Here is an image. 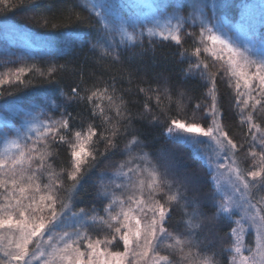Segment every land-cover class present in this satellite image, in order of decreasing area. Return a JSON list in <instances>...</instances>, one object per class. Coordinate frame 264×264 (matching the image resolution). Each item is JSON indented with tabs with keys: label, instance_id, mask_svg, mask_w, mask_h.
<instances>
[{
	"label": "snow or ice",
	"instance_id": "obj_1",
	"mask_svg": "<svg viewBox=\"0 0 264 264\" xmlns=\"http://www.w3.org/2000/svg\"><path fill=\"white\" fill-rule=\"evenodd\" d=\"M186 7L174 8L175 25L169 20L167 34L162 30L160 35L180 46L190 37L193 55L199 57L203 48L215 61L224 62V71L236 79L242 142L220 122L224 116L216 104L217 73L206 62L195 67L211 83L212 100L208 104L205 98L192 107L189 99L191 122L169 118L171 108L157 111L164 107L165 96L171 101L166 88H139L136 95L144 93L146 98L142 108L134 110L132 100L125 102L124 95H118L123 90L115 78L103 88L97 86L91 95H81L78 83L70 95L43 113L39 127L32 129L34 138L28 136L23 143L17 138L11 141L15 152L0 153V233H4L0 234V264L37 260L40 264H264V120H257L264 111V62L249 58L214 31L216 24L208 27L203 19L198 34L185 32L191 27L190 17L180 14ZM191 7L202 16L206 5L194 0ZM191 19L195 22L197 17ZM129 27L131 33L122 25L118 29L120 43L110 29L97 59L123 65L133 76L126 53L138 48L139 53L133 54L142 55L148 49L143 26ZM148 32L153 34L152 29ZM98 46L99 40L93 48ZM184 96L179 94L178 105ZM97 100H106L107 106ZM81 102L91 106V119L99 123L76 131L67 106ZM144 121L166 128L171 139L165 142L173 147L155 148L142 139L137 125ZM176 132L190 135L181 137ZM200 137L211 142V153ZM65 145L70 151L67 161L60 158ZM185 146L192 148L188 156ZM197 155L207 159L208 168L194 166ZM105 161L112 171L100 169L92 184L91 206L77 208L80 186ZM222 170L229 173L233 196L220 194L216 173ZM212 181H217L215 190ZM105 201L107 205L97 213V205ZM58 224L62 231L54 232ZM246 226L255 230V248L243 255ZM229 254L231 262L224 259Z\"/></svg>",
	"mask_w": 264,
	"mask_h": 264
},
{
	"label": "trees",
	"instance_id": "obj_2",
	"mask_svg": "<svg viewBox=\"0 0 264 264\" xmlns=\"http://www.w3.org/2000/svg\"><path fill=\"white\" fill-rule=\"evenodd\" d=\"M241 1L243 0H234L226 7L225 14L228 15V18L230 17L229 19H237L238 8H235L234 5ZM161 21L149 24L145 33L150 38L158 37L157 26H161V23L164 22ZM3 22L24 28L32 37L54 40L53 45L56 47L55 53L47 55V57L27 58L23 63H15L13 59H10V57H15V54L18 56L16 52L9 55L11 53L8 54V49V51L3 52L5 54L0 53V75L5 73L6 69L22 68L24 70L23 73L6 79H1L0 76V81H5L0 83V106L5 105L7 101H15L23 106L29 105L31 110L35 109L32 112L38 109L32 107L33 105L40 104V109H42L35 113L36 116L33 113L34 116L29 118H23V114L21 116L20 114L16 115L13 119V122L16 120V124L14 123L15 132L23 134L25 131L29 135L35 133L32 129L39 127L40 121L44 119L43 113L52 107L53 102H59L65 96L70 95L72 87L78 83L83 89L81 95H91V92L96 91L97 86L103 88L106 84L113 83V78H115L116 86L123 90L118 95H124L125 102L132 100L135 105L134 110L142 108L146 98L144 93L136 95L139 88H147L149 85L153 88L159 86L162 91L165 88L168 90L171 101H169L168 96H165L163 98L164 107L157 109V111H167L168 108H171L172 111L168 112L169 118L176 117L183 122H191L193 112L188 106L189 99L192 107H195L197 103H204L205 98L207 103L211 104L210 89L212 85L207 79L201 77L200 72L195 67L198 62H206L209 65V70L217 73L216 104L224 116L220 122L225 125L226 130L238 143L242 142L240 108L236 107L235 99L236 79L224 71V62L215 61L211 53L204 52L203 48L199 57L193 55L195 48L190 37L185 38L182 46L176 45L170 40L163 41L156 38L143 40L144 47L148 51L142 55H134L133 53H139V49L134 48L131 53H126L135 73L133 76H129L127 67L112 64L106 59H97L103 51L105 41L102 38L96 17L79 0H0V23ZM149 29L153 31L152 35L149 34ZM184 31H194L198 34L200 28L195 25V27L186 28ZM97 40H99L100 46L93 48V44L97 43ZM185 49H187L186 52ZM190 65L191 70H189ZM181 92L185 93V96L183 102L178 105L177 100ZM97 103L107 106L106 100H97ZM152 103L155 105L154 97ZM67 112L71 113L73 117L72 126L76 131L87 129L90 124L99 123L98 120L93 121L91 119V106L85 102L68 105ZM257 120L258 122L264 120V111L258 113ZM160 123H164V118H161ZM137 126L141 127L142 139H145L153 147H173V145L165 142L166 139H171L166 137V128L153 127L148 121ZM246 130L245 128L244 131ZM25 132L24 135H26ZM161 132H163V137ZM103 147V144L99 146L101 151ZM183 151L185 156H188L192 153V148L185 146ZM246 152L247 148L240 153L241 159ZM69 157L70 151L65 145L60 149V158L67 161ZM113 159L119 160L121 158L114 157ZM196 161L195 167L199 168L202 164L207 168L204 158L201 156L197 155ZM109 163V161L102 163L100 168L95 169L91 177L80 186L79 200L76 201L77 208L86 205L91 206L93 181L96 180L97 173L101 168L109 172L112 171L108 167ZM248 163L251 164L252 162L249 161ZM213 189L215 190L214 185ZM107 203L105 201L104 205H97V213H101ZM175 218L176 214H174ZM61 231L62 228L58 224L54 232ZM102 236L103 234L101 238ZM225 247L230 248L231 245H225ZM120 250H122V246ZM224 259L230 262L231 254Z\"/></svg>",
	"mask_w": 264,
	"mask_h": 264
},
{
	"label": "rangeland",
	"instance_id": "obj_3",
	"mask_svg": "<svg viewBox=\"0 0 264 264\" xmlns=\"http://www.w3.org/2000/svg\"><path fill=\"white\" fill-rule=\"evenodd\" d=\"M81 4L89 9L92 14L96 17L97 23L100 25V32L102 38L111 29L115 35V41L120 43V34L118 29L122 25L129 33H131L130 24H135L136 26H143L144 37L143 40H153L154 38L158 40H163L162 35H160L163 30L164 34L168 31V22L171 20V24L175 25L176 21L173 18L175 16L174 8L176 6H187L186 10L182 11L180 14L182 16H189V23L191 27L195 25L200 28L201 19L207 22L208 27H213L214 31L221 35L222 38L229 40L231 43L235 44L241 52L247 55L251 59H255L260 62H264V0H243L237 3L235 8H238L237 19H229L228 15L225 14L226 7L230 5L234 0H199L202 5L206 7L201 8L200 13L193 11L191 5L194 0H79ZM172 5L173 8H163L160 6ZM218 5V6H217ZM217 6V7H216ZM196 16L195 22L192 21L191 17ZM161 21V26L158 27V37H149L145 33L149 27L155 21ZM155 25V24H154ZM157 25V24H156ZM155 25V26H156ZM164 41V40H163ZM54 40H44L38 37H32L24 28L13 26L10 23L3 22L0 23V53L8 51L9 55L12 53H18V56L10 57L15 63H23L27 58H37V57H47L54 52ZM174 42V41H172ZM125 44L131 47V42L125 39ZM124 47V44H121ZM7 49V50H6ZM9 58V57H8ZM22 68L6 69L5 73L1 74V79H6L12 76L19 75L23 73ZM0 79V80H1ZM32 107L38 108L31 110V107L23 106L15 101H7L5 105L0 106V153H4L6 150H11L15 152V149L11 146V141L21 139L24 142V138L31 136L35 137L36 133H30L26 135L15 132L14 117L16 115L23 114V118H29L36 116L35 113L39 112L40 104L33 105ZM31 111V112H30ZM13 112V114H12ZM34 113V115H33ZM211 123V120L208 122ZM176 135L184 137L190 134L183 132H176ZM194 135V134H193ZM166 137L168 136L166 132ZM208 144V152L211 153L213 145L208 140L207 137H200ZM204 158V157H202ZM206 166L208 168V161L204 158ZM219 162V161H218ZM212 171V170H210ZM219 186L220 194H227L233 196L234 189L229 183V173L227 170H222L216 173ZM214 188H217V181H212ZM235 198H239V192H235ZM4 234V233H0ZM47 237H45L46 239ZM6 242V241H5ZM122 246V245H121ZM255 248V230L248 229L244 233V246L242 247V254L248 255V249ZM2 256V253H0ZM232 260V254H231ZM230 260V262H231ZM33 264H40V262L33 261Z\"/></svg>",
	"mask_w": 264,
	"mask_h": 264
}]
</instances>
